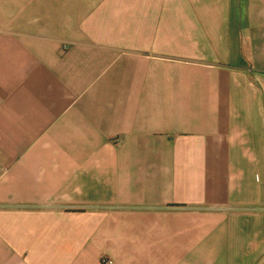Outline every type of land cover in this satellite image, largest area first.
<instances>
[{
  "label": "crops",
  "instance_id": "0c3cea01",
  "mask_svg": "<svg viewBox=\"0 0 264 264\" xmlns=\"http://www.w3.org/2000/svg\"><path fill=\"white\" fill-rule=\"evenodd\" d=\"M0 264H264V0H0Z\"/></svg>",
  "mask_w": 264,
  "mask_h": 264
}]
</instances>
